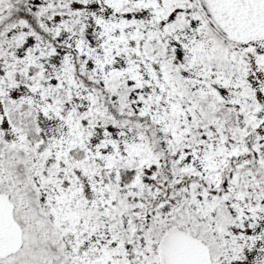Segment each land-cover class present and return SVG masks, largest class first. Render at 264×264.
I'll use <instances>...</instances> for the list:
<instances>
[{"label":"snow or ice","instance_id":"snow-or-ice-1","mask_svg":"<svg viewBox=\"0 0 264 264\" xmlns=\"http://www.w3.org/2000/svg\"><path fill=\"white\" fill-rule=\"evenodd\" d=\"M0 264H264V0H0Z\"/></svg>","mask_w":264,"mask_h":264}]
</instances>
